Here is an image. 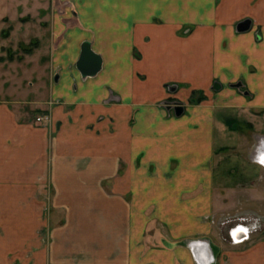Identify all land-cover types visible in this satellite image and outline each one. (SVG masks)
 Instances as JSON below:
<instances>
[{
  "label": "rangeland",
  "instance_id": "rangeland-1",
  "mask_svg": "<svg viewBox=\"0 0 264 264\" xmlns=\"http://www.w3.org/2000/svg\"><path fill=\"white\" fill-rule=\"evenodd\" d=\"M263 1L0 0V148L7 145L12 131L28 137L30 144L43 130L49 154L56 153L57 143L62 150H90L116 132H132L139 126L142 130L149 125L171 130L176 119L191 124L198 113L211 108L221 119L218 132L222 139L215 141L212 153L216 167L205 173L189 170V176L200 173L207 179L196 190L183 191L213 201L210 214L207 211L203 217L210 225L202 237L190 240L203 241L213 253L212 264L221 257L236 264H264V167L257 164L261 179L254 186L246 180L252 176L247 166L256 164L251 160L253 147L264 136V107H249L252 90L246 86L245 74L232 80L220 76L205 79L196 64L199 34L207 37L219 35L218 31L223 39L221 51L232 48L229 40L233 37L246 33L260 42L264 36ZM244 19L251 26L238 32L236 24ZM85 40L102 57L100 75L109 72L102 74L99 86L93 83L85 88L79 78L72 80L74 73L79 75L74 58ZM237 44L239 50L244 40L238 39ZM256 56L258 66L252 62L256 72H264V54ZM112 69L124 72L120 91L114 87L118 81L111 75ZM247 70L255 71L251 66ZM231 93L236 94L232 98L244 97L246 102L229 105ZM37 117L47 119L37 121ZM55 119L63 120L59 129ZM60 129L67 135L58 137ZM74 134L78 138L71 145ZM81 134L85 136L79 137ZM143 161L139 154L137 162ZM172 161L166 169L155 170L150 165L145 176L175 180L181 174L178 158L174 156ZM12 166L0 169V264H46L51 189L9 183L15 173ZM220 175L226 182H219ZM250 186H259V194ZM230 192H236V201H218Z\"/></svg>",
  "mask_w": 264,
  "mask_h": 264
},
{
  "label": "crops",
  "instance_id": "crops-1",
  "mask_svg": "<svg viewBox=\"0 0 264 264\" xmlns=\"http://www.w3.org/2000/svg\"><path fill=\"white\" fill-rule=\"evenodd\" d=\"M260 5H264V1ZM216 32L219 35L205 37L199 34L197 38L198 72L205 79L220 76L225 80L245 74L246 86L252 90L249 107H264V72H256L257 67L253 65L258 66L256 55L264 54V36L260 42L254 40L252 33L233 37L229 40L232 48L221 51L223 39ZM238 39L244 40L239 50L236 49ZM248 66L254 67L255 71L247 70ZM108 73L107 70L101 75L97 73L94 79H82L80 74L74 73L72 80L79 78L85 88L93 83L99 86L102 74ZM114 74L118 81L114 87L120 91L124 88V72L112 69L111 75ZM233 94L236 95L231 93L233 101L229 105L246 102L244 97L232 98ZM220 120L213 109H204L191 124L183 119L174 120L169 126L171 130L163 127L158 130L156 125L142 130L139 126L132 132H116V135L106 137L108 140L98 148L90 150L81 147L62 150L57 143L56 153L52 154L47 152L46 131L40 130L30 144L28 137L24 139L14 131L10 132L7 145L0 148V169H8L10 164L14 167L15 173H10L9 183L44 185L51 189L46 264H196L193 255L202 264L208 261L210 255L204 244L193 245L190 250L186 242L202 237L208 231L210 224L203 217L207 211L210 214L213 201L203 194H185L183 191L196 190L201 180L207 179L204 174L201 178L200 173L191 177L189 170L205 173V169L216 167L212 153L215 141L222 139L218 132ZM62 121L55 119L57 129ZM58 131V137L67 135L61 133V129ZM82 134L79 137L85 136ZM73 138L77 140V134L69 139L70 144ZM233 144L235 146L236 142ZM28 149L36 152L29 153ZM234 150L237 149L234 147ZM139 154L143 155V162H137ZM174 156L178 158L180 177L172 180L145 176L144 170L150 165L155 170L170 168ZM247 167L252 170V176L246 178L248 183L254 184L261 179V168L257 163H249ZM220 180L226 182L221 175ZM227 180L230 185V179ZM253 186L250 190L259 194V186ZM235 194L221 195L224 197L219 196L218 201L222 202L221 198H224L234 202ZM231 234L232 231L229 236L233 240ZM216 264H236V261L221 257Z\"/></svg>",
  "mask_w": 264,
  "mask_h": 264
},
{
  "label": "water",
  "instance_id": "water-1",
  "mask_svg": "<svg viewBox=\"0 0 264 264\" xmlns=\"http://www.w3.org/2000/svg\"><path fill=\"white\" fill-rule=\"evenodd\" d=\"M250 24L251 21L249 19L239 21L236 24V30L238 32L247 31L250 28ZM75 68L82 79L94 77L102 68V57L93 51L90 42L87 40L80 44L79 55L75 61ZM214 87L215 89H218L219 85L216 83ZM176 114H180V109H178Z\"/></svg>",
  "mask_w": 264,
  "mask_h": 264
},
{
  "label": "built area",
  "instance_id": "built-area-1",
  "mask_svg": "<svg viewBox=\"0 0 264 264\" xmlns=\"http://www.w3.org/2000/svg\"><path fill=\"white\" fill-rule=\"evenodd\" d=\"M45 119H47V118H43V117H37L36 118V120L37 121H44ZM258 140L260 141V140H264V136H259V138H258ZM252 151H254V149L252 150ZM253 152H252V157H251V160L252 161H254L255 163H257V164H259V165H261L262 167H264V164H261L259 161H258V157H256L255 155V158H253ZM244 232H246V230L244 231ZM247 233V232H246ZM245 238H247L248 237V235L246 234L245 236H244ZM231 238H233V236H231ZM244 238V239H245ZM235 239V238H234ZM234 239H233V241H234ZM241 239V238H240ZM239 241H241V240H239ZM239 241H236V242H239ZM200 243H202V244H204L203 243V241H201L200 242V240H191L189 243H187L188 244V247H189V249L190 250H192L193 249V245H198V244H200ZM205 245V244H204ZM210 251V253H209V255H210V259L208 260V264H212L213 262H214V256H213V253L211 252V250H209ZM193 257H194V260H195V263L196 264H202L200 261H198L197 260V258L193 255Z\"/></svg>",
  "mask_w": 264,
  "mask_h": 264
},
{
  "label": "bare ground",
  "instance_id": "bare-ground-1",
  "mask_svg": "<svg viewBox=\"0 0 264 264\" xmlns=\"http://www.w3.org/2000/svg\"><path fill=\"white\" fill-rule=\"evenodd\" d=\"M253 154L258 157L261 153H264V140L257 141L253 147ZM253 155V158L255 156Z\"/></svg>",
  "mask_w": 264,
  "mask_h": 264
},
{
  "label": "clouds",
  "instance_id": "clouds-1",
  "mask_svg": "<svg viewBox=\"0 0 264 264\" xmlns=\"http://www.w3.org/2000/svg\"><path fill=\"white\" fill-rule=\"evenodd\" d=\"M258 161L261 163V164H264V153H261L259 156H258ZM244 229H238V231H243ZM204 264H208V261H205Z\"/></svg>",
  "mask_w": 264,
  "mask_h": 264
},
{
  "label": "flooded vegetation",
  "instance_id": "flooded-vegetation-1",
  "mask_svg": "<svg viewBox=\"0 0 264 264\" xmlns=\"http://www.w3.org/2000/svg\"><path fill=\"white\" fill-rule=\"evenodd\" d=\"M250 26H251V24H250Z\"/></svg>",
  "mask_w": 264,
  "mask_h": 264
}]
</instances>
